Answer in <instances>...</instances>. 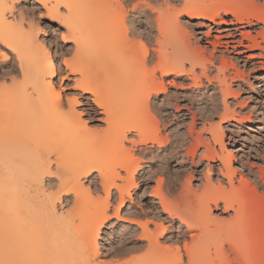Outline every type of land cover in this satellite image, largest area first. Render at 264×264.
Segmentation results:
<instances>
[{
  "label": "bare ground",
  "instance_id": "1",
  "mask_svg": "<svg viewBox=\"0 0 264 264\" xmlns=\"http://www.w3.org/2000/svg\"><path fill=\"white\" fill-rule=\"evenodd\" d=\"M22 1L26 0H0V57L17 61L10 63L13 75L9 84L0 85V264H264V193L257 190L264 186V171L257 167L260 184L252 179V185L244 176L236 180L238 170L225 148L221 127V122L235 117L228 96L239 94L228 80L243 78L232 62L234 76L226 74L227 60L222 56L234 52L238 59L242 56L238 50L245 48L251 53L243 55L244 63L264 60V0L262 5L260 0H180L181 9V4L177 8L162 2L163 8L156 7L158 36L150 48L144 42L132 43L118 0H33L68 30L64 41L74 43L76 50L92 48L87 54L80 49L83 53L78 51L66 62L70 73L80 75L74 80L76 86L91 95L90 100L104 115L102 130L89 129L82 122L74 109L75 97L63 103L54 90L55 67L49 52L37 43V30L25 22L22 13L18 18L14 15ZM164 16L170 21L164 22ZM169 22L168 29L174 31L166 33L170 39L162 26ZM174 33L178 40L173 39ZM190 38L210 45L212 51L193 45ZM216 54L221 57L219 64ZM211 68L215 73L210 78ZM168 76L188 80L193 88L201 87V77L216 82L209 100L214 109L215 94H220L223 111L219 122L204 120L200 132L209 137L200 132L196 137L189 134L193 144L186 152L193 166L199 160L207 162L202 175L205 181L200 189H193L191 174L185 176L174 203L163 196L159 182L151 195L160 210L150 205L152 217L126 220L140 231L119 239L116 252L127 254L125 260L96 261L97 239L110 217L111 190L117 192L113 216L120 219L125 196L132 199L129 187L135 185L133 176L140 167V159L124 142L155 144L158 151L165 146L159 118L169 102L164 82ZM166 82L176 85L173 80ZM193 109H184L191 115V126L198 119ZM90 110L95 112V108ZM235 119L238 123L240 117ZM77 123L81 127L74 130ZM130 132L135 137L128 139ZM156 156L161 169L169 158ZM217 161L216 165L210 163ZM93 172L105 194L97 200L82 181ZM52 178L57 180L54 192ZM67 194L73 195L72 206L58 211L57 204L62 205ZM213 210L219 213L213 214ZM161 239L168 244H161Z\"/></svg>",
  "mask_w": 264,
  "mask_h": 264
},
{
  "label": "rangeland",
  "instance_id": "2",
  "mask_svg": "<svg viewBox=\"0 0 264 264\" xmlns=\"http://www.w3.org/2000/svg\"><path fill=\"white\" fill-rule=\"evenodd\" d=\"M118 1L119 3H121V7L118 6V10L121 13L124 12V16L126 15L124 24L127 29V35L130 37L131 41L133 40L132 43L144 42L149 48L155 46L154 39H156L155 37L158 36V28H156L158 27L156 21L159 20L157 19L158 17H156V15L158 14L156 11L157 8H159V6H162L163 8V4L165 3L162 2L166 1V3L168 4L174 3L175 7L177 8L181 4L182 6H180L178 9H181V7H183V2L180 0ZM32 2L33 0L19 2L13 11L14 15H17V18L20 13H22L23 18H25V22L31 23L34 26V28L37 30V43H39L43 49H45L46 47L47 51L49 52V55L51 56L55 67V75L52 78L55 86L54 90L59 93L60 99L61 101H63V103H67L73 97L78 100V103L74 105V109L78 111V113L80 114V117H78L82 120V122H85V125H87L89 129H104L106 126L105 120H103L105 118L104 115L100 113L99 109H97L90 100L91 95L88 93H83L74 82V80L80 78V75L77 73H70L67 69V62L69 61L68 63H70V60L72 61L74 59L78 51L80 53H83L82 50L80 51V49H82L83 47L79 50H76V46L74 45V43L68 40L64 41L62 38L63 36L68 34V30L65 27L59 26L57 20L50 18L40 4ZM259 3L262 5L263 0H260ZM170 12L171 10H168V13L166 12L165 15L169 14ZM163 18V20H165L166 17L164 16ZM166 20L164 22L170 21L169 19L167 21ZM163 23L162 26H164V30H167L168 26L171 25L170 22L167 24L165 23L166 25ZM25 28L28 27L25 25ZM171 29L172 27L170 28V30L168 29V32L166 31L165 34H169L171 32ZM245 31H251L252 36L255 34L253 30H248V28H246ZM166 35L165 37H167ZM174 35L176 37H174L173 39L177 38L178 40V34L174 33ZM169 37L170 36L168 35V38ZM83 42L87 44L88 41ZM190 42H192L193 45H195V43L196 45L199 44L202 48H204V46L205 48L207 47L206 52L212 51V47L210 45H204V43L198 42L196 38H190ZM83 49H86L84 51L86 54L88 51L92 50L90 46ZM238 51H240L242 55L241 57L238 56V59L235 58L234 52H230L229 54H224V56H222L225 58V60H227V66L225 68L227 71L225 70V72H229L226 74H229V76H234L233 72L235 70L231 66L232 62L235 68H237V70H239V72L243 74V78L234 76V79L232 81L228 80V83H230L231 87L234 90L238 91L239 94L236 98H233V96H228L227 103L229 107L235 111V117L232 121L221 122V127L225 135V148H227V150L232 153V165L238 170L236 180L239 181L240 176H244L252 182V185H254V179L255 181H258L259 184L261 183V180L257 178L259 170L262 169L260 171H264V60L254 58L253 60L244 63L243 55L248 54V52L250 54L251 52L245 48H240ZM220 58L221 57L217 55L216 64H219ZM13 62H15V64L17 63L16 60L4 61L0 57V85H2V87L4 86V84L6 86L10 82L9 78L11 77V75H13V73L10 71V65ZM214 73V69H209L208 75H210V78ZM19 78L20 76L17 75V80H21ZM201 79V87L193 88L188 86V80H183L182 78H174V76H168L164 78L165 86L168 89L167 93L169 95V102L171 101L172 104L168 102V105L167 103L164 105V110L161 113V118H159L160 134L166 141L165 146L160 151L157 150V146L155 144L142 143L133 146L127 141L124 142V145L130 149L135 157L140 159L139 164L141 168H137L134 173L133 181L135 185L129 187V192L132 199H130L128 196H125L124 203L121 206L120 219H116L113 216V210L117 206V192L114 189L111 190L112 195L108 199V201H110L107 212L110 217L108 221L102 226L99 237L97 239L99 254L98 256H96V261L102 260L106 262H115L116 260H125L127 254L120 255L116 252V249L119 247V239H121L123 235H136L135 233L138 234V232L140 231V229L137 228L135 224L130 223L126 220H131L132 218L134 221H137L139 217L140 221L144 220V217H152V215L154 214V210L151 211L150 205H154L157 210H160V206L158 205V203L152 202L154 200L157 202V199L153 198V196L151 195V191H154L155 189L158 190V187L156 188V186L157 184L159 186V182H162L160 183V188H162H159V190L161 192L163 190V196H165L166 199L170 200L169 202L171 203H174L178 200L179 192L181 190L179 186L180 184L184 185V180L186 179L187 175L191 174L192 176L190 179V184L193 189H200L202 187L200 185L205 181L202 175L205 172V165L207 164V162L205 160H199L197 161L196 166H193L187 160L186 152L190 148V145L193 144V137H196V133L201 131V124L204 120L205 122L207 121L210 123L219 122L218 117L223 111V106L221 104L220 94L216 93L215 96L217 100V106L214 107V109L210 107L211 100H209V96L213 91H216V82L211 81V83H208L203 77H201ZM171 80H173L176 85H172L166 82ZM181 91L187 93L188 95H186V97H183L184 94H179L181 93ZM195 94L202 95L199 98V96L195 97ZM161 98L162 96L160 97V99ZM176 105L178 106V108H176ZM189 106L192 107V109L194 108L193 110H195L198 115V119H196L194 126H191V115L186 114V111L184 110L185 107ZM65 107H67L66 104ZM90 108H95V112L91 111ZM205 112L208 113L206 114ZM181 113L185 114L184 116L179 117ZM239 117L240 119H238ZM235 118L239 120L238 123ZM75 126H73L74 130L78 129V127H81V125L78 126V123L77 128ZM189 126H191V130H188L190 129ZM189 134L193 137H190ZM201 136L204 138L209 137V135L205 132L202 133ZM127 137L128 139L134 138V132H130ZM215 147L216 149H218V146ZM197 150L199 152L202 150V148L200 149L199 147L197 148ZM156 155H160V157H164L166 155L165 157L169 158L167 159V162H162L161 169L157 166V163H159V161H157L158 157ZM197 159L198 158L196 157V160ZM210 163L211 165L212 163H215L216 165L218 161ZM257 167H259L260 169H258ZM253 172L254 174H252ZM121 173L122 175H124L123 171H121ZM46 178L45 183L48 182V177ZM51 181L53 182V184L51 182V192H54L57 188V180L52 178ZM82 181L84 183V186L89 188L92 199L97 200L105 197L104 191L102 189V183L100 178L98 177L97 172H93V174H91L87 178H84ZM257 187L259 194L264 193V190L262 191V189H264V186L262 184L261 186ZM64 198L66 201L64 200L62 205L57 204L58 211L60 210V208L63 209L62 211H67L72 206L73 195L67 194L66 196H64ZM215 213H219V211L216 212L215 210H213V214ZM146 214H148V216H145ZM161 215L166 216V214L162 212ZM177 224L178 221L175 219L174 225ZM134 238L136 237L134 236ZM160 242L161 244H168V242L164 239H161ZM180 245H182L181 242ZM183 252L184 251L182 250V253ZM183 260L186 263V257L184 256V253ZM231 264L236 263L231 262Z\"/></svg>",
  "mask_w": 264,
  "mask_h": 264
}]
</instances>
